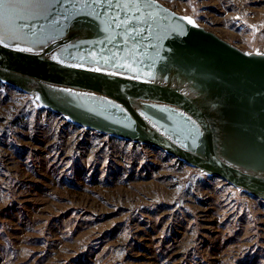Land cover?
Listing matches in <instances>:
<instances>
[{
    "label": "rangeland",
    "instance_id": "1",
    "mask_svg": "<svg viewBox=\"0 0 264 264\" xmlns=\"http://www.w3.org/2000/svg\"><path fill=\"white\" fill-rule=\"evenodd\" d=\"M264 51V0H159ZM0 264H264V201L0 82Z\"/></svg>",
    "mask_w": 264,
    "mask_h": 264
},
{
    "label": "water",
    "instance_id": "2",
    "mask_svg": "<svg viewBox=\"0 0 264 264\" xmlns=\"http://www.w3.org/2000/svg\"><path fill=\"white\" fill-rule=\"evenodd\" d=\"M117 15L143 23L117 28ZM188 19L159 0L139 12L65 0L17 21L26 26L0 45V82L75 126L156 147L264 201V51ZM134 26L143 32L129 35Z\"/></svg>",
    "mask_w": 264,
    "mask_h": 264
},
{
    "label": "snow or ice",
    "instance_id": "3",
    "mask_svg": "<svg viewBox=\"0 0 264 264\" xmlns=\"http://www.w3.org/2000/svg\"><path fill=\"white\" fill-rule=\"evenodd\" d=\"M65 0H0V45L5 48L8 47L6 41L10 39H18V33L23 30L26 25H17V21L21 20H32L36 18H46L52 14V9L56 4H63ZM96 4H104L109 6V10L113 7H121L125 10L128 9L129 5H132L135 8L136 12L140 11L141 0H117L114 4L113 0H93ZM150 2V0H145V6ZM139 19L143 23V19L140 17H129L121 20L117 15L114 17V20H118L115 26L117 28L124 27L127 28L129 24L133 23V19ZM55 23H59L57 18ZM188 23L194 24V21L188 19ZM132 32L141 33L143 29L137 26H134L131 29H128V34L131 35ZM18 51H31L30 48H17ZM52 59L61 62L58 57H53ZM93 59L95 57L93 56ZM69 67H79L78 64H69ZM127 67L128 65H124ZM99 71V68L94 69ZM115 74V73H110ZM151 75V73H149Z\"/></svg>",
    "mask_w": 264,
    "mask_h": 264
},
{
    "label": "built area",
    "instance_id": "4",
    "mask_svg": "<svg viewBox=\"0 0 264 264\" xmlns=\"http://www.w3.org/2000/svg\"><path fill=\"white\" fill-rule=\"evenodd\" d=\"M57 114V113H56ZM62 116V115H61ZM65 118V117H64ZM66 119V118H65ZM66 122H67V120H66ZM68 123H71V122H68ZM72 124V123H71ZM74 125V124H73Z\"/></svg>",
    "mask_w": 264,
    "mask_h": 264
}]
</instances>
